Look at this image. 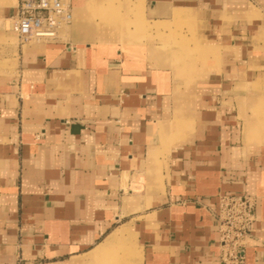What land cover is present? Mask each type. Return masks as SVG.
Returning a JSON list of instances; mask_svg holds the SVG:
<instances>
[{"label": "crops", "instance_id": "obj_1", "mask_svg": "<svg viewBox=\"0 0 264 264\" xmlns=\"http://www.w3.org/2000/svg\"><path fill=\"white\" fill-rule=\"evenodd\" d=\"M71 2L57 40L7 44L0 264H87L117 225L145 264H222L224 194L256 200L245 264H264V125L245 143L237 92L259 75L264 0ZM138 2V14H109Z\"/></svg>", "mask_w": 264, "mask_h": 264}, {"label": "rangeland", "instance_id": "obj_2", "mask_svg": "<svg viewBox=\"0 0 264 264\" xmlns=\"http://www.w3.org/2000/svg\"><path fill=\"white\" fill-rule=\"evenodd\" d=\"M19 1L20 0H0V12L3 9H9L14 6L17 7ZM109 7L111 10L109 14L116 16H122L131 12H133L134 14H138L143 8H129L127 5L121 4L116 7ZM262 13L264 17V11ZM8 17L9 15L3 16L0 20V37L2 36V38H0V75L7 74V72H12L16 67L15 63L17 62V60L12 57V53L11 56L7 55V44L9 46L18 47L20 45H25L37 41L33 40L29 42H21V39L17 34L7 30L6 19ZM99 24H101V22ZM114 24L118 25L122 24V22H117ZM174 25L176 26V30L182 29L181 21L175 22ZM255 35L257 37H255L254 43H252L254 45L251 46V51H254L255 53V58L253 57L254 59H252V63L256 66L259 75L253 76V74H251L250 77H254L255 82L249 83V85H247V82H245L246 78H241L238 84L237 92L238 94H247L245 99H241L242 97H240L239 99L241 110L240 114L244 120L246 133L244 134L245 143L252 140L255 144H258L262 141L261 136L264 125V86L262 83L264 79L263 77H261V73L263 70L259 67V65L262 63L260 61H263L262 59H264V21L262 23V27L258 29ZM173 39L176 44H182L185 43V41H189L188 39L183 38V36L178 33L175 34V37ZM165 41L166 39L163 40V42ZM259 51L263 52L259 53ZM15 55H17V53H15ZM194 56H198V54ZM206 56L208 59L210 58L212 60L216 58L215 53H206ZM242 57H244V54L242 55ZM183 60V58H177L176 62L181 63ZM250 130L256 131L257 133H251V139L248 141L249 135L247 137V134L250 133ZM119 230V225H117L111 232V234L106 238V240L90 252L89 255H97L95 258L88 261L87 264H145L143 248L137 244L136 238L131 229H124L123 235L119 238L113 237Z\"/></svg>", "mask_w": 264, "mask_h": 264}, {"label": "built area", "instance_id": "obj_3", "mask_svg": "<svg viewBox=\"0 0 264 264\" xmlns=\"http://www.w3.org/2000/svg\"><path fill=\"white\" fill-rule=\"evenodd\" d=\"M73 20L71 0H20L6 19L7 30L21 42L54 41ZM217 216L222 264H245L244 249L252 232L256 200L249 195L224 194Z\"/></svg>", "mask_w": 264, "mask_h": 264}, {"label": "bare ground", "instance_id": "obj_4", "mask_svg": "<svg viewBox=\"0 0 264 264\" xmlns=\"http://www.w3.org/2000/svg\"><path fill=\"white\" fill-rule=\"evenodd\" d=\"M144 2V1H143ZM143 2H138L134 5L135 8L143 7L145 4Z\"/></svg>", "mask_w": 264, "mask_h": 264}]
</instances>
